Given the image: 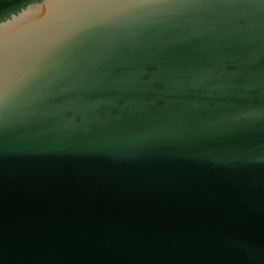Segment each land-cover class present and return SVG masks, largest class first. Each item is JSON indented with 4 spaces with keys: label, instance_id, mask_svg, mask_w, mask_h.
Instances as JSON below:
<instances>
[{
    "label": "water",
    "instance_id": "1",
    "mask_svg": "<svg viewBox=\"0 0 264 264\" xmlns=\"http://www.w3.org/2000/svg\"><path fill=\"white\" fill-rule=\"evenodd\" d=\"M0 264H264V0L1 21Z\"/></svg>",
    "mask_w": 264,
    "mask_h": 264
},
{
    "label": "trees",
    "instance_id": "2",
    "mask_svg": "<svg viewBox=\"0 0 264 264\" xmlns=\"http://www.w3.org/2000/svg\"><path fill=\"white\" fill-rule=\"evenodd\" d=\"M41 0H0V22L29 4Z\"/></svg>",
    "mask_w": 264,
    "mask_h": 264
}]
</instances>
